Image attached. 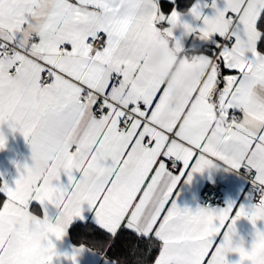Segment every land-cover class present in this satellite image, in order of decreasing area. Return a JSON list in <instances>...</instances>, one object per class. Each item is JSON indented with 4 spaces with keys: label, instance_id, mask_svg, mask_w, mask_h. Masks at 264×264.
Segmentation results:
<instances>
[{
    "label": "snow or ice",
    "instance_id": "snow-or-ice-1",
    "mask_svg": "<svg viewBox=\"0 0 264 264\" xmlns=\"http://www.w3.org/2000/svg\"><path fill=\"white\" fill-rule=\"evenodd\" d=\"M167 3L0 0V150L7 125L32 160L14 188L0 186V264H53V238L85 205L108 237L93 243L107 264H230L231 253L264 264V231L250 249L236 240L241 218L264 221V0L198 2L196 27ZM177 28L208 61L179 94L148 70L162 38L186 50ZM206 170L244 177L258 202L180 208L181 178ZM121 236L126 251L110 255ZM86 250L64 258L79 264Z\"/></svg>",
    "mask_w": 264,
    "mask_h": 264
},
{
    "label": "crops",
    "instance_id": "crops-1",
    "mask_svg": "<svg viewBox=\"0 0 264 264\" xmlns=\"http://www.w3.org/2000/svg\"><path fill=\"white\" fill-rule=\"evenodd\" d=\"M162 2H167V0H162ZM198 2L203 6L204 4L210 5L212 0H192L186 9H178L182 14V20L192 24L194 27L202 26L201 22L195 20V18L190 14V9ZM216 2L217 6L222 9L224 6L223 0H216ZM164 11L167 13L169 9ZM202 11L208 16H212L214 14V9L211 7H202ZM174 34L176 38L182 40L186 49L184 52H179L176 49V51L179 52L180 56L182 57H190L193 54L199 55L197 49H203L205 47L195 37L194 34L184 36L182 28H177ZM156 47H163V45L161 43ZM153 53L149 59V62L152 59ZM170 58L172 61L170 69L172 71L179 70L178 66L180 65V60L176 57H171V54ZM160 81L164 80L160 79ZM2 130L7 137V144L4 149L0 150V186H2L4 183H7L9 187L14 188L15 181L19 177L17 165H20L22 169L24 164L31 165L32 163L31 148L21 133L16 132L13 134L8 129L7 125H4ZM185 180L186 176L181 178V181L177 185L173 194V198L180 208H188L192 211H195L198 207H202L198 203L199 193L207 185L212 184H217L223 190L225 195L224 204L211 207L213 209H223L229 202H232L235 208H239L241 205H243L245 208H249L254 204L252 202L250 192L246 189V182L240 175L222 170L212 172L206 170L203 173L193 174V178L190 183H185ZM62 182L65 184L67 183V178L65 176H62ZM0 199H2V197H0ZM56 215H58L57 210L51 209V217L55 219ZM83 216V220L78 218L73 222L72 225L77 223L89 224L91 227L98 229L95 222L94 212L88 209L87 205L84 206ZM71 226L67 230V234L62 240L56 241L55 238H53V243L56 245L57 252L61 254L58 260L54 259L53 264H72L71 260L64 258V255L67 254L70 256L73 252V249L79 248L81 245H84L86 249L90 250H86L82 254V256L79 258V264H107L106 259L101 254V251L93 248L91 243L86 241L74 242L70 238L69 230ZM257 228L261 231H264V221H258L256 227L254 228L247 219L241 218L236 224L237 242L242 239L245 248L250 249ZM228 259L230 264H235V262L239 260V255L236 253H231L229 254Z\"/></svg>",
    "mask_w": 264,
    "mask_h": 264
},
{
    "label": "clouds",
    "instance_id": "clouds-1",
    "mask_svg": "<svg viewBox=\"0 0 264 264\" xmlns=\"http://www.w3.org/2000/svg\"><path fill=\"white\" fill-rule=\"evenodd\" d=\"M161 43L163 47H156L149 62V71L155 79L164 80L173 92L182 93L184 88L192 83L198 74L207 70L208 61L197 54L190 57L180 56L175 45L167 37L162 38L159 44ZM170 54L171 57L180 60L179 70L177 71L170 69L172 63Z\"/></svg>",
    "mask_w": 264,
    "mask_h": 264
},
{
    "label": "trees",
    "instance_id": "trees-1",
    "mask_svg": "<svg viewBox=\"0 0 264 264\" xmlns=\"http://www.w3.org/2000/svg\"><path fill=\"white\" fill-rule=\"evenodd\" d=\"M191 2L192 0H177L178 9L180 10L186 9ZM162 5L164 10H168L170 7L167 2H162ZM69 235L74 242L86 241L91 243L92 245L96 241H103L108 239V237L98 229L91 227L89 224H80V223L71 226L69 230ZM126 248H127V238L121 236L118 239H116L115 247L112 248L109 254L120 255L126 251Z\"/></svg>",
    "mask_w": 264,
    "mask_h": 264
},
{
    "label": "built area",
    "instance_id": "built-area-1",
    "mask_svg": "<svg viewBox=\"0 0 264 264\" xmlns=\"http://www.w3.org/2000/svg\"><path fill=\"white\" fill-rule=\"evenodd\" d=\"M242 177V176H241ZM246 182V189L251 194L252 202L255 204L258 202L260 195L255 191L252 184L242 177ZM225 202V195L223 190L217 185H207L205 188H203L198 196V203L202 207H213L217 205H222Z\"/></svg>",
    "mask_w": 264,
    "mask_h": 264
}]
</instances>
